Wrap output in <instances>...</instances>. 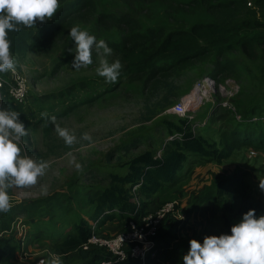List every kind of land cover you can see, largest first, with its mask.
<instances>
[{"label":"rangeland","instance_id":"obj_1","mask_svg":"<svg viewBox=\"0 0 264 264\" xmlns=\"http://www.w3.org/2000/svg\"><path fill=\"white\" fill-rule=\"evenodd\" d=\"M92 1L93 9L97 12L103 7H109L114 9V15L136 18L142 31L150 28L158 30V27L165 26L164 23L168 26L190 28L195 23L210 20L200 10L186 13L187 9L180 7V3H188L189 0H179L175 7L143 3L140 0ZM253 2H248L250 5L248 6L247 3V7L252 8ZM88 20L76 21L71 27L80 26L97 39L105 40L112 49V54L106 59L109 63L119 60L122 66L114 84L105 83L104 78L96 74L98 58L94 51L92 64L79 70L71 68L72 55L68 50L70 48L74 50V46L66 35L52 46L45 47L42 52L14 56L15 71L25 79L27 87L25 101L27 103L23 110V123L27 135L22 138V152L35 160L48 163L44 175L37 179L35 185L9 189L11 203L19 202L27 205V212L36 215L40 222L41 231L37 240L33 241L35 245L31 248L32 253L28 258V263H31L33 258L36 259L32 264H38L40 260H44V264H49L51 259L47 257L52 250L51 243L45 239L41 240L40 236H47L49 239L58 232L66 235L72 232L71 228L79 219H89L91 211L87 203L90 199L89 194L108 186L107 174L122 171L119 167L125 162L122 157L129 158L139 151L150 148L159 156L160 148H156L155 142L159 146L169 139L165 136L162 119L175 115L165 110L148 122L145 121L148 115L147 108L152 109L160 103L170 89L171 92L167 94L169 102L176 104L184 96L190 95L198 80L209 76L205 72L211 68L209 64H199L173 77L168 85L155 90L150 89L148 83L134 79L128 74H121L124 71L121 61L123 53L112 47V44L121 43L126 36L136 31L129 34L128 28L121 31L107 30L100 27L95 19ZM257 69L262 72L264 66L262 69L259 67ZM241 70L239 66L238 71ZM229 79L233 82L226 86L227 92L236 88L238 91L231 99L219 94L215 96L208 94V102L192 103L185 114L187 116L185 119L191 123L193 132L210 143L218 140V136L225 132L232 119V115H228L222 120L220 118L217 120L223 109L219 107L220 101L216 100L224 98L220 103L222 106H235L240 95V85L245 86L247 98L264 99V87H260L263 82L252 80L242 84L235 78ZM239 80H244V77ZM195 96L197 100L200 94ZM233 98L235 104L234 101L232 102ZM212 99L213 101L216 99L214 103ZM0 103H3V99H0ZM263 105L264 103L261 106ZM224 110L235 115L232 107H225ZM49 117H55V120H50ZM261 118L263 117L251 118V120L256 121ZM236 119L239 117L236 116ZM57 126L67 129L76 137L71 145H66L58 136L55 130ZM82 133H87L91 141L81 139ZM75 163L81 165L79 171L76 170ZM206 168L200 174L191 173L196 180L201 181V194L209 187H213L216 182L243 173L246 174L250 198L264 208V192L258 187L259 181H264L262 153L250 148L241 149L221 166L207 165ZM192 179L185 178L175 189H162L156 196L158 205L175 199L181 202L185 198L182 190L187 187L185 185L188 180ZM212 181L215 183L213 184ZM260 215H264V211ZM116 225L118 227L117 223H110L102 230L98 228V234L104 237L114 236L118 231V228L115 229ZM207 232L210 235L226 233L217 216L208 224ZM176 255L174 254L173 257ZM38 256L41 257L38 259ZM61 260L62 264L81 262L76 254L62 257Z\"/></svg>","mask_w":264,"mask_h":264},{"label":"trees","instance_id":"obj_2","mask_svg":"<svg viewBox=\"0 0 264 264\" xmlns=\"http://www.w3.org/2000/svg\"><path fill=\"white\" fill-rule=\"evenodd\" d=\"M140 1L175 7L179 0ZM250 1H254L252 8L247 7ZM58 3L56 13L43 24L37 23L33 28L21 27L20 31L8 34L10 53L13 56L42 52L45 47L63 39L74 22L89 21L91 18L107 30L121 31L128 28L129 34L136 31L126 36L121 43L112 44V47L123 53L121 61L124 71L121 74L148 83L150 89L168 85L173 77L199 64L211 66L205 74L213 77L216 84L235 78L242 84L252 80L263 82L260 87H264V71L257 69L264 66V0H189L188 3H180V7L187 9L186 13L200 10L210 20L195 23L190 28L164 23L165 26L159 25L158 30L150 28L144 31L140 29L136 18L114 15V9L103 7L95 11L92 0H58ZM239 66L241 71H238ZM242 77L244 80H239ZM0 78L4 81L0 88L3 99L0 108H11L19 112V119L23 121V110L27 102L18 104L9 96L12 80L8 72L0 73ZM245 89V86L240 85L236 104L232 99L236 115L222 108L223 112L217 120L228 115H232V119L215 142L210 143L196 135L191 123L185 118H163L161 123L165 136L171 140L159 146L155 142L156 148H160L159 156L150 148L129 158L122 157L125 160L119 166L122 171L107 174L108 186L89 194L87 203L92 211L89 219H79L71 228V233L51 241L52 249L62 255L75 253L80 264H139L129 255L122 262H115L116 258L105 250L82 251V245L92 233L90 223L97 222L96 232L114 219L124 226L128 220L135 219L136 210L137 213H143L162 189L177 188L176 183L180 179L177 175L182 177L184 170L190 173L194 167H206L208 164L221 166L241 149L250 148L264 155V105L261 106L264 99L247 98ZM166 95L152 109L147 108L145 121L150 122L156 114L175 105L169 102V96ZM259 117L263 118L251 120ZM135 197L139 201L138 209L133 202ZM208 201L212 202L226 233L247 210L254 209L257 217L264 211L249 196L246 174H234L220 180L182 209L185 221L179 229L176 228L179 222L173 220L161 224L156 239L160 251L154 258L147 257L145 264H163L171 253L180 255L178 247L181 245L175 243L178 232L188 223L191 214Z\"/></svg>","mask_w":264,"mask_h":264},{"label":"clouds","instance_id":"obj_3","mask_svg":"<svg viewBox=\"0 0 264 264\" xmlns=\"http://www.w3.org/2000/svg\"><path fill=\"white\" fill-rule=\"evenodd\" d=\"M58 7V0H0V73L15 70L8 34L20 31L21 27L33 28L37 23L43 24L53 17ZM66 37L74 46V50H68L72 55L70 64L73 70L92 64L94 51L98 58L96 74L103 77L105 83H116L122 66L119 60L109 63L106 59L112 54V49L105 40L97 39L78 25L71 27ZM203 78L211 79L216 89L226 82H233L226 80L223 84H216L211 76ZM222 100L216 101H220V108H225L220 104ZM230 107L236 115V107ZM19 116L20 113L11 108H0V213H7L13 206L9 189L35 185L48 167L46 161L35 160L22 152L21 142L27 130ZM49 119L55 120V117ZM55 130L66 145H71L76 139L65 128L57 126ZM81 139L91 141L87 133H82ZM75 168L79 171L81 165L75 163ZM258 187L264 192V181H259ZM181 260L182 264H264V215L257 217L255 210L249 209L241 214L240 220L231 225L227 233L206 235L201 241L189 239L187 251ZM41 264L44 262L41 261ZM49 264H62V260L53 255Z\"/></svg>","mask_w":264,"mask_h":264},{"label":"built area","instance_id":"obj_4","mask_svg":"<svg viewBox=\"0 0 264 264\" xmlns=\"http://www.w3.org/2000/svg\"><path fill=\"white\" fill-rule=\"evenodd\" d=\"M7 72L12 80V83L9 86V96L16 103L23 104L27 98L26 81L15 70ZM3 83V79L0 78V88ZM229 84L230 82H226L224 86L220 85L216 89L215 84L211 79L203 78L198 80L193 86L190 95L184 96L168 111L178 117L187 118L185 114L188 112L190 105L192 103H201V101L208 102V94H213L214 96L218 92L222 97H228L231 99V97L237 93V88L234 90L231 89L230 92H227L226 86ZM196 94H200V97L197 100L195 96ZM228 98L225 99L229 101L230 99ZM211 101H213V99ZM223 107L230 108L228 105H223ZM133 202L138 209L139 201L136 197L133 199ZM181 208V202L174 200L159 205L154 209L147 208L143 213H137L136 210L134 213L135 219L128 220L124 226H121L120 231L117 234L110 237H102L98 234V232L95 231L97 222H93L90 224L92 233L86 243L82 245L81 249L82 251H90L94 249L105 250L116 258L115 262H122L129 255L131 259L138 261L139 264H145L147 257L154 258L160 251L156 239L161 224L164 221L169 223L173 220L179 222V225L176 227L179 229L185 221V217L181 213ZM20 226L21 221H16L8 231L4 232V234L17 232L16 229ZM0 236L2 235L0 234ZM41 261L44 262V260H40L38 264H41ZM101 264H111V262H102Z\"/></svg>","mask_w":264,"mask_h":264},{"label":"crops","instance_id":"obj_5","mask_svg":"<svg viewBox=\"0 0 264 264\" xmlns=\"http://www.w3.org/2000/svg\"><path fill=\"white\" fill-rule=\"evenodd\" d=\"M211 165V164H208ZM196 169V170H195ZM194 171H191L190 174L184 170V174L182 173V177L180 174L177 175V186H179L180 183H182L185 178H193L192 180H188L185 187L182 190L184 199L181 200L182 208L181 210L189 205V203L193 200H197L200 197V183L198 180H196L195 177L192 176L191 173L200 174L202 170L207 169L206 167H200L195 168ZM196 180V181H195ZM185 192V193H184ZM11 209L7 213H0V264H32L36 261L35 258H33V261L31 263H28V258L31 255V248L35 245V240L39 237L38 233L41 231V226H39L38 217L36 215H31L28 211L27 205H23V203L14 202L12 203ZM158 203L156 198L151 202V204L148 206V209H154L158 207ZM35 213V212H34ZM39 212H36L38 214ZM31 215V217H30ZM215 216L218 217V215L214 211V206L211 201L205 202L203 205H201L196 211H194L188 223L180 229L177 235V240L175 243H178L177 246L181 245L179 248L180 255H176L173 257L174 253H171L169 257H167L166 261L163 264H179L182 262L181 257L186 253L188 248V241L189 239H196L197 241H201L202 238L206 235H210L207 232V226L210 224L212 219L215 218ZM219 218V217H218ZM21 221V226L17 228V232H14L12 234H4V232L8 231L14 222ZM221 222V221H220ZM113 224L117 223L118 227L116 225L115 229L118 228L117 233L120 231L121 224L118 220L114 219L111 222L107 224ZM91 224V223H90ZM104 226L100 227L99 229H103L106 227ZM15 230V229H14ZM113 231L114 228H112ZM114 232V233H116ZM116 233V234H117ZM115 235V234H114ZM211 235H219V234H211ZM64 237V234L61 232H58L55 234V236L51 238H47V236L43 237L40 236V239H45V241L51 243V241L58 240L60 238ZM104 237V236H102ZM52 247V246H51ZM181 248V249H180ZM33 251L35 252L36 249L34 248ZM38 254V253H36ZM75 254V253H73ZM67 254L62 255L57 251H54L52 249L49 252V255L47 254V257H52L53 255H57L60 258H66L67 256L73 255ZM41 256H38V259Z\"/></svg>","mask_w":264,"mask_h":264}]
</instances>
